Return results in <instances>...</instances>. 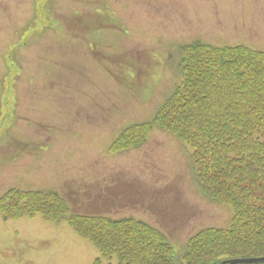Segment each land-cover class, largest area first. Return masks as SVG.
I'll return each instance as SVG.
<instances>
[{
	"label": "rangeland",
	"instance_id": "1",
	"mask_svg": "<svg viewBox=\"0 0 264 264\" xmlns=\"http://www.w3.org/2000/svg\"><path fill=\"white\" fill-rule=\"evenodd\" d=\"M196 42L264 51V0H0V198L53 189L76 212L162 227L178 251L228 227L232 207L202 195L189 147L152 120ZM125 127L144 143L108 153ZM29 213L0 210V264H93L67 210Z\"/></svg>",
	"mask_w": 264,
	"mask_h": 264
},
{
	"label": "trees",
	"instance_id": "2",
	"mask_svg": "<svg viewBox=\"0 0 264 264\" xmlns=\"http://www.w3.org/2000/svg\"><path fill=\"white\" fill-rule=\"evenodd\" d=\"M182 49L179 83L153 120L190 148L196 184L211 200L232 207L230 224L199 228L176 253L164 232L142 220L74 211L72 228L93 243L106 264L112 257L115 264H219L264 256V51L198 42ZM128 130L113 150H120L122 137L124 149L144 143V135L129 136ZM53 197L31 194L22 208L57 218L66 206Z\"/></svg>",
	"mask_w": 264,
	"mask_h": 264
},
{
	"label": "water",
	"instance_id": "3",
	"mask_svg": "<svg viewBox=\"0 0 264 264\" xmlns=\"http://www.w3.org/2000/svg\"><path fill=\"white\" fill-rule=\"evenodd\" d=\"M258 261H264V257H262V258H250V259H231V260L228 261V264L256 263Z\"/></svg>",
	"mask_w": 264,
	"mask_h": 264
}]
</instances>
